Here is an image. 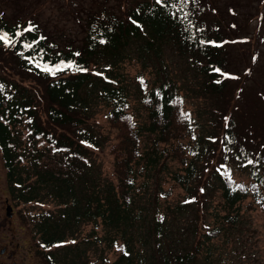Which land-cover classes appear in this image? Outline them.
<instances>
[{"label": "trees", "instance_id": "trees-1", "mask_svg": "<svg viewBox=\"0 0 264 264\" xmlns=\"http://www.w3.org/2000/svg\"><path fill=\"white\" fill-rule=\"evenodd\" d=\"M215 7L211 0H122L116 7H90L75 43L50 37L37 20L11 21L0 13V47L42 86L44 122L29 88L0 75V155L12 190L25 202L54 204L26 214L45 264H87L86 246L95 242L111 250V256L99 255L100 264H218L214 238L236 229L243 211L257 206L264 215V154L238 142L239 121L228 116L220 137L223 157L205 171L212 136L200 134L167 70L165 52L173 49L186 58L204 94L225 91L226 45L236 33ZM131 59L142 68L133 83L122 68ZM146 68L156 74L152 81ZM132 88L146 109L141 125L129 110ZM98 103L106 105L114 130L110 176L102 177L91 172L90 157L106 142L90 123ZM142 133L151 137L144 153ZM164 153L181 165L171 178L185 196L166 212L150 211L140 198L147 182L136 179L148 175ZM228 159L247 172L248 181L230 176ZM198 180L204 196L199 205ZM215 191L218 207L207 199ZM208 207L213 221L202 225L198 210ZM84 222L92 228L81 238Z\"/></svg>", "mask_w": 264, "mask_h": 264}, {"label": "rangeland", "instance_id": "rangeland-1", "mask_svg": "<svg viewBox=\"0 0 264 264\" xmlns=\"http://www.w3.org/2000/svg\"><path fill=\"white\" fill-rule=\"evenodd\" d=\"M211 2L216 5V10L224 12L227 19L225 24L230 23L232 28H235L233 33H236L230 36L233 39L226 45L229 83L221 96L214 97L204 94L186 58L177 54L173 49H167L165 52L168 73L176 80L185 96L184 107L189 109L195 117L200 134L212 136V151L207 154L208 159L206 157V160L204 159L207 164L205 171L210 170L214 165L217 166L218 161L223 157L220 137L228 116L239 121L236 125L240 137L238 142H242L245 147L251 146L255 150L259 149L264 154V0H211ZM121 3L122 0H0V13L11 21L15 19L37 20L50 37L60 43H75L83 35L86 10L103 5L116 7ZM228 5H232L233 8L229 9ZM122 68L130 82L134 74L142 69L139 61L135 59L125 61ZM143 73L151 81L156 76L151 68L144 69ZM0 75L18 81L29 88L36 98L39 117L44 122L41 83L22 73L5 47H0ZM129 110L137 125L146 121V109L139 97L135 95L133 88ZM105 111L106 105L98 103L90 118V123L94 125L95 130L106 136L104 146L90 154L91 172L98 173L100 177L110 176L112 157L108 152V147L109 143L114 140V130L106 121ZM150 138L149 135L142 133V153L145 148L149 147ZM141 158L140 156L139 165L144 162V158ZM226 164L232 178L249 180L247 172L232 159H228ZM180 168L181 165L177 161L164 153L148 175L141 174L137 177V183L143 180L147 182V186H142L140 189V198L144 204L147 200L150 211L157 209L166 212L167 207L184 199L185 190L171 178V173ZM4 169L0 155V176H3ZM204 175L202 180H204ZM201 182L198 180L196 183V189L199 192V195L197 193L195 196L197 205L204 197L200 194ZM213 195L207 199L211 200L212 205L217 206L220 200L218 191H215ZM53 205L52 201H31L20 206L21 209L24 208L23 210L29 217V213L34 214L40 209L51 208ZM203 210L201 208L198 210L202 225L212 223L211 207ZM91 228V223L84 222L77 236L84 238ZM19 231L23 232L21 235L27 250L24 264H45L41 254L37 251L35 234L31 230L26 232L24 229H19ZM97 231L101 234L99 228ZM213 241L216 244V252H218V264H264V215L260 208L255 206L243 211L242 221L236 229L219 235ZM102 246L96 242L86 246L87 264H100L99 255L101 253L111 256V250L104 249Z\"/></svg>", "mask_w": 264, "mask_h": 264}, {"label": "flooded vegetation", "instance_id": "flooded-vegetation-1", "mask_svg": "<svg viewBox=\"0 0 264 264\" xmlns=\"http://www.w3.org/2000/svg\"><path fill=\"white\" fill-rule=\"evenodd\" d=\"M23 203L26 202L13 192L12 184L4 169L3 176H0V264L25 263L27 250L21 235L23 232L19 229H24L26 232H30V229L26 220V211L20 206Z\"/></svg>", "mask_w": 264, "mask_h": 264}, {"label": "snow or ice", "instance_id": "snow-or-ice-1", "mask_svg": "<svg viewBox=\"0 0 264 264\" xmlns=\"http://www.w3.org/2000/svg\"><path fill=\"white\" fill-rule=\"evenodd\" d=\"M0 39H5V36L0 35ZM217 71L219 70L217 69Z\"/></svg>", "mask_w": 264, "mask_h": 264}]
</instances>
